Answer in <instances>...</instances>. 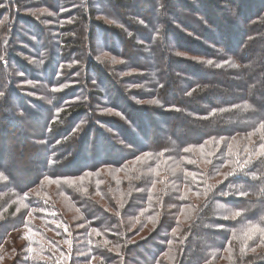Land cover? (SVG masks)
Here are the masks:
<instances>
[{
  "label": "trees",
  "instance_id": "1",
  "mask_svg": "<svg viewBox=\"0 0 264 264\" xmlns=\"http://www.w3.org/2000/svg\"><path fill=\"white\" fill-rule=\"evenodd\" d=\"M129 93L168 111L139 116ZM261 126L264 0H0V264H37L27 234L48 231L70 264H264V154L186 160Z\"/></svg>",
  "mask_w": 264,
  "mask_h": 264
},
{
  "label": "rangeland",
  "instance_id": "2",
  "mask_svg": "<svg viewBox=\"0 0 264 264\" xmlns=\"http://www.w3.org/2000/svg\"><path fill=\"white\" fill-rule=\"evenodd\" d=\"M102 5H104V4H102ZM120 13L123 17H130L131 14H136L135 11L126 10V9L121 10ZM100 15L103 16L102 13ZM104 18L106 19L108 24H110V25L113 24L112 20H110L107 17H104ZM129 24H131V22ZM123 27H124V28H122L123 32L126 35H128L129 37H133V28L132 27L129 28L128 26L127 27L123 26ZM134 32L137 33V31H134ZM95 45L98 46L97 42L95 43ZM115 45H116V49L117 48L119 49V46L117 45V43ZM108 55H110V54L104 55L105 56V57L103 56L104 58H102L101 55H99V56L97 55V57L95 56V58H96V60H98V58L100 57L103 60ZM153 55L154 54L152 52L146 53V56L148 57L149 60L154 59ZM182 56L188 58V56H186V55L182 54ZM118 61H119L118 63H122L123 59L118 60ZM195 61L201 62L202 58H196ZM112 66L113 67L111 69L113 71H115L117 74L121 73L122 68L120 66H114V65H112ZM124 73L125 72L123 71V74ZM137 74H138V72L126 74L125 79H128L131 76H136ZM87 75H89V74H87ZM90 75H91V79L93 80V83H95V85L99 88L100 91L102 89V86L107 87V83H105L104 80L101 79L100 83L95 82V77L93 76V74H90ZM119 75L121 76V74H119ZM125 79L122 80V83L126 86V90L131 91L132 94H133L132 91H138L139 89H141V87H136V86L129 87V86H127L128 82L125 81ZM130 83H133V82H130ZM127 96H128L127 98L131 101L133 106H136L137 108H139V110H141V113L140 112L137 113L139 116L143 115L144 112L142 110H144L146 112L149 111L150 109H152V110L156 109V110H153L154 112H156V111H158V112L168 111L162 106V104L159 103V101L156 98L153 100H150L148 102H140L139 100L137 101V99H135V97L132 96L130 93ZM99 101H100V103L105 104V102H103V100H99ZM152 101H155V103H153ZM119 104H120V106H122V108L126 109L123 106L124 104H121V103H119ZM152 110H150V111H152ZM154 112H151L150 114L154 115ZM60 114H61V112H59V115ZM145 118L146 117H142L143 120H146ZM98 126H101L100 127L101 129H105V128H103L104 126L102 124H99ZM131 131L133 133L139 135L138 131H135V130H131ZM12 135H14L16 137L19 136V131L14 126L12 128ZM260 140H264V126H261L256 132L252 133L251 135H248V134L247 135H240V136L236 135L232 138L221 139V140H212V141L204 143L198 147H189L187 152H186V160H188V165L192 166V168H195V170H197L196 173L198 175L202 171H203V174L205 175V173L208 172V170H209L208 165L210 164L211 158L214 159L216 155H217L216 157H218L221 154H225L226 156L232 155L233 157H231V159H232V161L233 160H235V161H234V163H232V161H231L230 164L228 165L230 168V170H228V172L230 171L232 173L233 172L232 168L235 164H237L238 168L239 167L242 168L241 166H243L245 164L247 165L249 162L253 161L254 159L259 158L260 156H262L264 154V143L259 145L258 142ZM256 146H257V148H256ZM9 154L10 153H6L7 158H10ZM148 158H149V156L148 157L143 156L141 158V163L142 162L145 163L146 161L148 162L149 161ZM34 162H36V159H34ZM135 163H136V165H138L139 161H136ZM132 164L133 163L130 164L131 169L133 168ZM109 170L110 169L106 168V169H103L100 173L104 176L106 175L109 179H113V180H117L120 177L121 178L123 177V179L125 181L128 179V177L126 175L127 173L125 171H123V174L119 173V175H113L112 172L110 174ZM198 175L192 174V173H187V177L195 179L194 180L196 182L195 186L203 187V185H200L201 182L199 180H196ZM14 177L18 181L17 175ZM223 180H224V178L222 175V176H219V178L217 180H214V181H216L215 183H218L217 184V186H218L220 183L223 182ZM76 183H80V182H78V180H77ZM157 185H158V183H157ZM205 186H207V184H205ZM49 187H50L51 192H53L55 187H53L51 185ZM114 195L115 196L121 195V192H117V193L115 192ZM187 196H189L192 199L191 204L196 205V203L199 202L200 198L195 194H191L189 191H188ZM37 200L42 201V199H37ZM63 201H64L63 198H59L57 202L59 203V205L63 206ZM38 211H39L38 212L39 216L50 217L49 212H47L45 210H38ZM78 218L79 217H76V219H78ZM185 222L187 223V221H185ZM54 225L57 227V225L55 223L52 224L51 226L54 227ZM43 226L45 227L46 225H42V224L38 223V227H43ZM63 227H64L65 232L68 233L67 227H65V226H63ZM46 229H49V228L46 227ZM74 230H75V232L77 231V236H76V238H74V240H76V241L78 240V244H80L81 241H79V239H80L81 231L83 230V227L82 226H75ZM55 235H56L55 233H51L50 231H48V234L46 236L47 238L45 237V239H41V236L38 233L33 232V234H32L31 232H29L27 234V237L31 241V243H35L37 245V246L32 245V249H33L32 252H33L34 258H35V255L37 257V262H38L37 264H70V256H69L70 253L68 254V253H64V252L66 250H69L68 244L72 242V239L71 240L68 239L69 241L65 240L66 242H63V240H62V241H60L62 244H60V245L55 244L56 245L55 246L53 244L55 242L53 241V238H52ZM55 239H57V238H55ZM63 245H64V247H63ZM78 255H80V254H78ZM30 257L33 258L32 254H31V256H29V258ZM22 258H24V257H22ZM22 258H20V261ZM22 260H23L22 263L27 261L25 258ZM221 263L227 264L226 261L225 262L223 261Z\"/></svg>",
  "mask_w": 264,
  "mask_h": 264
},
{
  "label": "snow or ice",
  "instance_id": "3",
  "mask_svg": "<svg viewBox=\"0 0 264 264\" xmlns=\"http://www.w3.org/2000/svg\"><path fill=\"white\" fill-rule=\"evenodd\" d=\"M153 103H155V101H152Z\"/></svg>",
  "mask_w": 264,
  "mask_h": 264
}]
</instances>
